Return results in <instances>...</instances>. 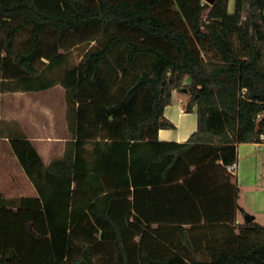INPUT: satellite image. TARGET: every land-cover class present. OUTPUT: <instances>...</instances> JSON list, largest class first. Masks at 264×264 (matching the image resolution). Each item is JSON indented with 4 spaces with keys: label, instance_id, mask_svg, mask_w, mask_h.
<instances>
[{
    "label": "trees",
    "instance_id": "trees-1",
    "mask_svg": "<svg viewBox=\"0 0 264 264\" xmlns=\"http://www.w3.org/2000/svg\"><path fill=\"white\" fill-rule=\"evenodd\" d=\"M58 84L63 155L10 136L38 195L0 191V264H264L228 170L264 133V0H0V97ZM185 89L197 129L162 140Z\"/></svg>",
    "mask_w": 264,
    "mask_h": 264
},
{
    "label": "crops",
    "instance_id": "crops-1",
    "mask_svg": "<svg viewBox=\"0 0 264 264\" xmlns=\"http://www.w3.org/2000/svg\"><path fill=\"white\" fill-rule=\"evenodd\" d=\"M234 9L235 5L230 11L233 12ZM186 82H189V79ZM18 92L22 91L13 93ZM4 95L5 93L0 97V102L3 101ZM182 104L179 92L175 91L173 102L166 107L165 115L176 127L160 129L158 133L160 139L185 142L197 129L196 111L187 112ZM11 119L10 116L6 118V112L0 109V123L5 121L8 127L6 134L0 137V191L5 197L37 196L35 185L28 178L12 149L10 136L17 132L26 135L37 147L45 163H49L55 157L62 156L64 152L59 156H53V151L59 141L58 138L48 132L45 135H30L27 131L28 124L18 114ZM237 165L238 170L235 178L240 186L237 222L245 223L244 215L248 213L254 215V221L264 224V221H259L264 220V150L259 149L256 142L240 143Z\"/></svg>",
    "mask_w": 264,
    "mask_h": 264
},
{
    "label": "rangeland",
    "instance_id": "rangeland-1",
    "mask_svg": "<svg viewBox=\"0 0 264 264\" xmlns=\"http://www.w3.org/2000/svg\"><path fill=\"white\" fill-rule=\"evenodd\" d=\"M234 5L235 0H230L229 8L231 11ZM26 38L27 34L20 35L17 39L18 46L23 45ZM138 38L140 39L141 37ZM88 47L89 45L84 43L67 50L70 64H79L83 59L84 51ZM188 97L185 92L179 93L184 109L186 108ZM69 108L66 91L61 84L48 90L37 92H6L3 101L0 102V109L6 112V118L10 116L13 119L18 114L21 119L26 121L28 124L27 131L30 135H45L48 132L59 139L53 151V156H59L63 153L67 142L71 139ZM40 127L42 128L41 130ZM3 130H6L5 127Z\"/></svg>",
    "mask_w": 264,
    "mask_h": 264
},
{
    "label": "built area",
    "instance_id": "built-area-1",
    "mask_svg": "<svg viewBox=\"0 0 264 264\" xmlns=\"http://www.w3.org/2000/svg\"><path fill=\"white\" fill-rule=\"evenodd\" d=\"M262 114H259L258 117L261 118ZM259 149L264 150V133L261 134V140L259 142H257ZM228 170L236 175L237 170H238V165L237 162H234L230 165H228Z\"/></svg>",
    "mask_w": 264,
    "mask_h": 264
},
{
    "label": "water",
    "instance_id": "water-1",
    "mask_svg": "<svg viewBox=\"0 0 264 264\" xmlns=\"http://www.w3.org/2000/svg\"><path fill=\"white\" fill-rule=\"evenodd\" d=\"M205 1L210 3V4L215 2V0H205ZM186 92H187V90L185 89V93ZM244 216H245L246 222L252 221L254 219V215H252V214L246 213Z\"/></svg>",
    "mask_w": 264,
    "mask_h": 264
}]
</instances>
